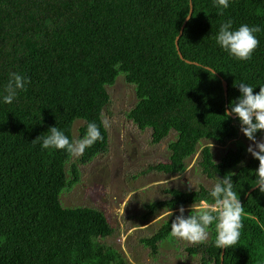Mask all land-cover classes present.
Listing matches in <instances>:
<instances>
[{
	"label": "trees",
	"instance_id": "obj_1",
	"mask_svg": "<svg viewBox=\"0 0 264 264\" xmlns=\"http://www.w3.org/2000/svg\"><path fill=\"white\" fill-rule=\"evenodd\" d=\"M189 0H0V92L9 72L30 77L26 91L12 104L0 103V264H130L111 245L101 242L114 229L102 210L65 206L62 194L80 179L78 164L104 153L107 129L102 110L109 102L107 86L124 74L136 101L126 112L140 130L150 128V141L168 142L167 162L149 170L180 173L204 138L226 142L238 136L239 121L225 119L238 83L264 86V32L248 61L231 58L214 36L232 19L264 27V0H231L223 15L212 0H191V19L175 37L189 11ZM208 68L215 72L207 71ZM220 76V77H219ZM220 78L227 82L224 95ZM76 120L81 138L89 122L101 126L102 141L86 148L77 160L64 150H41L39 135L56 126L73 140ZM264 134L257 132L256 137ZM245 137V136H244ZM246 138V137H245ZM243 142L229 147L218 160L204 145L198 165L215 181L234 173V190L244 207L241 237L224 249L208 241L187 245L188 255L202 264H264V194L253 188L259 161L246 158ZM211 188H164L167 197L145 204L146 214L198 204L211 198ZM191 209H185L187 216ZM161 221L141 243L152 255L158 244L174 240L170 225L179 211ZM214 228V225H213Z\"/></svg>",
	"mask_w": 264,
	"mask_h": 264
},
{
	"label": "rangeland",
	"instance_id": "obj_2",
	"mask_svg": "<svg viewBox=\"0 0 264 264\" xmlns=\"http://www.w3.org/2000/svg\"><path fill=\"white\" fill-rule=\"evenodd\" d=\"M109 102L102 110V120L109 126L107 150L96 155L90 162L78 164L80 179L60 199L65 206L88 205L96 207L105 214L114 231L101 239L120 251L130 264H202L199 255H188L184 247L190 245L182 240L163 241L158 251L152 255L141 239L150 236L161 221L168 219L169 211L162 209L152 215L146 214L145 204L168 196L164 188L193 189L199 185L211 188L214 180L202 173L199 165V152L202 146L209 145L215 160L235 143L243 142L247 149L249 141L240 131L238 136L226 142L202 139L196 152L185 160V169L180 173H165L149 170L150 165L167 162L170 150L168 142L174 138V131L157 143L150 141V128L140 130L126 116L134 105L136 97L133 85L127 83L120 73L114 83L107 86ZM76 120L72 126L73 140L78 139ZM264 140V134L256 141ZM254 146V144H253ZM246 153V158L251 154ZM71 160H77L72 156ZM191 184L192 188L189 187ZM196 205V204H194ZM184 209H191V205Z\"/></svg>",
	"mask_w": 264,
	"mask_h": 264
},
{
	"label": "clouds",
	"instance_id": "obj_3",
	"mask_svg": "<svg viewBox=\"0 0 264 264\" xmlns=\"http://www.w3.org/2000/svg\"><path fill=\"white\" fill-rule=\"evenodd\" d=\"M231 0H212L213 7L218 9V14L223 15ZM193 7L189 0L188 7ZM192 16L185 12V19ZM264 32L261 25L241 24L233 27L232 19L222 22L214 36L218 45L231 58L237 61H248L259 45L257 34ZM207 71L215 72L208 68ZM30 77L18 72H9L7 83L0 92V103L12 104L17 99L19 92L26 91L30 84ZM238 86L239 96L231 101L225 110V119L235 115L240 124L241 133L253 144L246 149L251 156L259 161L254 171V184L258 191L264 194V140L256 141L257 132H264V86H259V91L254 94L257 86L241 82ZM103 127L107 128V120L102 121ZM101 126L95 122H89L86 131L81 138L70 141L64 131L56 126L49 128V134L38 136L34 141L39 142L41 150H64L68 154L79 157L84 154L86 148L92 147L98 141L103 140ZM227 173L223 178L215 176V182L208 192L211 198L202 199L196 205H191V212L184 215L185 209L181 206L170 225V236L193 245H201L208 241L210 229L215 232L213 246L216 249H227L236 245L241 237V229L244 227L242 206L238 192L234 190L232 176ZM192 188L191 184L189 185ZM169 216L172 212L169 211ZM214 225V228H213Z\"/></svg>",
	"mask_w": 264,
	"mask_h": 264
},
{
	"label": "water",
	"instance_id": "obj_4",
	"mask_svg": "<svg viewBox=\"0 0 264 264\" xmlns=\"http://www.w3.org/2000/svg\"><path fill=\"white\" fill-rule=\"evenodd\" d=\"M191 11H192V7L189 8L188 13L191 14ZM187 20L188 19H185L184 18V21L182 22V24H181V26L179 28V32H178L177 36L175 37V46H176V49H177V53H178L179 57H181V58H182V56H181V52L179 51V48H178V42H177V40H178V37L181 35L182 30H183V27H184V25H185V23H186ZM220 80H221V84H222V88H223L224 95H226L227 82L224 79H222V78H220ZM233 116L234 115H232V117ZM255 187H257V186L252 187V189L255 188ZM222 253H223V248H222V251H221V254H220L221 255V260H222Z\"/></svg>",
	"mask_w": 264,
	"mask_h": 264
}]
</instances>
